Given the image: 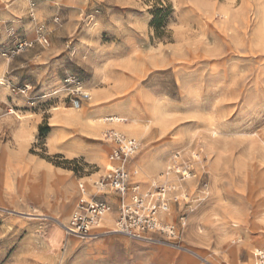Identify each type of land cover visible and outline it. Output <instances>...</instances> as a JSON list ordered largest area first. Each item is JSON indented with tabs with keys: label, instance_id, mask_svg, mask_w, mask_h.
<instances>
[{
	"label": "rangeland",
	"instance_id": "374dc122",
	"mask_svg": "<svg viewBox=\"0 0 264 264\" xmlns=\"http://www.w3.org/2000/svg\"><path fill=\"white\" fill-rule=\"evenodd\" d=\"M78 91L102 94L96 119H137V153L160 159L157 172L167 181L149 180L136 153L126 167L129 187H174L180 176L165 174L175 162L190 168L197 189L211 190L184 200L173 188L166 221L176 237H158L160 245L141 251L142 264L257 262L264 252V0H0V264H58L47 228L64 225L74 210L60 209L58 188L42 181L39 163L71 171L91 194L108 191L89 186L105 175L113 144L85 120L59 119L78 112ZM150 101L160 124L145 110ZM105 124L104 131L125 134L120 124ZM181 130L187 139L177 144ZM196 239L203 253L192 247ZM150 248L157 249L151 256Z\"/></svg>",
	"mask_w": 264,
	"mask_h": 264
},
{
	"label": "built area",
	"instance_id": "2783aa9c",
	"mask_svg": "<svg viewBox=\"0 0 264 264\" xmlns=\"http://www.w3.org/2000/svg\"><path fill=\"white\" fill-rule=\"evenodd\" d=\"M76 95L78 98L72 103L73 108L79 110L83 103L89 100V95L79 91ZM106 122L123 124L125 120L110 117ZM103 138L113 144V149L108 154L105 175H101L93 182V188L97 191H111L119 197L114 232L150 244H160L162 241L159 238L163 236L167 239L176 237L175 226L166 223L163 217L170 212L168 196L169 193L174 192L172 185L168 183L153 185L146 196L140 193L137 185L129 187L127 162L139 151L141 143L136 138L128 137L114 129L104 131ZM171 173L179 175L183 181L188 180L192 175L189 167L175 162L167 169L165 176L169 177ZM81 192L69 220L60 228L67 235L82 239L92 237L93 231L99 228L103 218L109 215L112 209L105 201H97L85 194L83 189ZM145 198H149V202ZM256 260L258 264H264L263 251L256 253Z\"/></svg>",
	"mask_w": 264,
	"mask_h": 264
},
{
	"label": "crops",
	"instance_id": "0c3cea01",
	"mask_svg": "<svg viewBox=\"0 0 264 264\" xmlns=\"http://www.w3.org/2000/svg\"><path fill=\"white\" fill-rule=\"evenodd\" d=\"M38 166L42 181L45 182L47 180L52 186H57L59 199L61 202L64 200V203L68 204L69 210L74 209L75 205L73 206V204L81 196V188H85L88 195L97 201L102 200L108 203L112 209V212L103 220L100 227L93 231L92 237L81 239L67 235L57 223H54L55 226L47 228L49 229L47 230L49 232L48 236L50 234L55 242L54 247H58V264H142L140 259L141 251L147 249L148 246L160 245L150 244L138 239L134 240L124 234L113 232V221L117 215L118 195L116 196L110 191L99 196L91 194L90 189L81 183L83 179L78 180L71 171L65 169L50 170L40 163ZM89 187L93 188L92 186ZM67 215L66 213L61 217L63 219L66 217L67 220ZM164 221L168 223L166 218H164ZM181 227L185 229L182 225ZM192 229L186 231L187 236L193 233L194 230ZM199 242L198 239L196 241L192 240V243L195 244L192 247L203 253L204 249L201 248V243ZM155 250L157 249L150 248L149 255L155 254ZM182 261L188 264L191 262L187 257H183Z\"/></svg>",
	"mask_w": 264,
	"mask_h": 264
},
{
	"label": "bare ground",
	"instance_id": "6f19581e",
	"mask_svg": "<svg viewBox=\"0 0 264 264\" xmlns=\"http://www.w3.org/2000/svg\"><path fill=\"white\" fill-rule=\"evenodd\" d=\"M86 93L89 95V100L88 101L91 102V106H89V108L87 110H84V109H82L80 107L79 110H76L75 109V111H78V112L63 114V115L59 116V119L62 120V121H64V122H72V121L85 120L86 123L88 124L87 125L88 130L91 131L93 134H95V136L97 138L98 137H101L102 138L103 137V133H104L103 132L104 131V128L106 127L105 121H106L107 118L106 119L105 118L104 119H99V118L96 119V117H95V116H97V114L101 113V111L103 110L100 107H97V105H99V104H96L97 103V100H98L97 98H101L102 97V94H96L95 95V98L96 99H94V96H91V94L89 92H86ZM121 105L128 107L129 106V103L125 102V103H121ZM117 108H118V105L115 106V108H114L115 110L112 111V113L119 112V111H117L118 110ZM145 108H146L145 110H147V112H149L150 114H152V118H154L155 121L160 124L161 123V113H160V110L155 105V103H153V101H150L149 105H146ZM10 113H14V112L13 111H10ZM115 118H117V117H115ZM115 118H113V119H115ZM117 126H118L119 130L122 131L123 133H125V134H127L129 136H132V137L135 136V137H139L140 138L141 128L138 125V120L137 119L131 120L130 124H128V125L120 124V125H117ZM11 128L13 129L14 127L12 126ZM177 136H178L177 139H176V143L177 144L183 143L187 139L186 132L185 131H182V130L178 132ZM209 150H210V146L208 145V146H206V153ZM147 151L148 150H146V149L143 148L140 153H137V155L139 154V156H138L139 161L142 164V173H144V175L147 178H149V180H151V179L154 178V179H160L162 181L163 180L167 181L164 176H161L157 172V170L160 169V163H161L160 159H157L158 157H156L155 152H147ZM135 155L132 158L133 160L137 156V155L136 156ZM132 159H130V160H132ZM194 168L197 171L200 170V164L199 165H195ZM201 173L202 172H200V174ZM190 178L191 179H188V180H185V181H182V180L179 181L177 179L176 180L172 179L174 181L173 182V184H174L173 185L174 186L173 188L175 190V193L176 192L177 193L179 192L178 194L181 196V198H184V200H188V195L189 194H194L197 191L201 195H207V193H209V195H210V191L211 190H209V189H203V188L201 190L197 189L196 188L197 187L196 186L197 185V182H196L197 180L194 179V178H192V177H190ZM156 184H158V181L151 182L150 185H149V188H151V186L156 185ZM137 186L139 187V191H140V185L137 184ZM261 188L262 189L264 188V183L261 184ZM83 191H85V188H83ZM140 193L143 196H146V194L148 192H145V191H142L141 190ZM171 193H169V196H171ZM85 194H87V192ZM145 199L148 202L150 200L149 198H145ZM202 200H196V202H199V201H202ZM263 204H264V200H263ZM64 206H65V203H64V201H62L61 204H60V209H63L64 210ZM170 214H171L170 212L167 213V214H164L163 217L164 218H168V216L169 217L171 216ZM106 217H104L103 220ZM103 220H102V222H103ZM102 222L100 223V225L102 224ZM114 223H115V220L113 221V225H114ZM115 229L116 228L113 229V232L115 231ZM178 249L179 250H184L189 255H195L192 252L183 249L181 246H178ZM248 254H250V256H251V254H253V252H250L249 251ZM253 264H258V261L256 263H253Z\"/></svg>",
	"mask_w": 264,
	"mask_h": 264
}]
</instances>
